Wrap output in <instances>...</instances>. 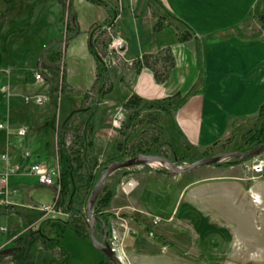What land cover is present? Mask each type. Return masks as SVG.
Here are the masks:
<instances>
[{
	"label": "rangeland",
	"instance_id": "obj_1",
	"mask_svg": "<svg viewBox=\"0 0 264 264\" xmlns=\"http://www.w3.org/2000/svg\"><path fill=\"white\" fill-rule=\"evenodd\" d=\"M35 1L32 6L26 2V7L34 8ZM52 1L49 10L52 13L49 14L47 12L49 2L41 0V9L48 14L46 23L49 26L48 37L42 45L43 55L37 60L35 57L28 60L29 56H25L26 78L20 82L24 86L31 85L32 88L22 90L17 102H12L16 97L11 94L9 84L6 82L1 84L0 81V120L6 124L0 128V151L9 152L8 154L12 151L7 140L11 139L12 117L15 116L13 124L17 136L15 141L21 150L18 153L20 158L14 164L23 166L20 171L8 175L7 191H0V197L6 196L9 202L0 203V241L3 243L7 241L8 245H11L13 237L19 234L22 228L25 226L24 229L36 228L44 217H71L72 222H76L82 232L68 225L59 231L57 236L60 245L67 251L64 264H112L88 237V220L85 214L87 197L110 159H125L138 153H159L173 159L176 153L177 159L173 160L179 165H185L201 156L227 150H242L257 144V140L264 136V129H261L262 119L258 117L257 112L246 126L232 131L226 137L215 138L205 144L193 141L179 125L176 112L177 105L183 101L187 93L175 91L169 95H144L137 91L134 82L140 69L147 67L156 82L164 83L173 68L172 54L165 58L162 48L161 54L160 50L151 53L152 56L149 57L151 67L138 64L141 55L126 56L123 48H120L123 39L114 34L105 21H95L91 23L89 29L92 43L90 49L94 48L101 63L100 65L95 56L96 70L92 85L83 90L73 89L66 79V65L74 66L75 70L67 72V77L76 80L88 77L90 71V56L84 58L81 55L79 39L78 45L69 53L68 43L79 29L77 17L74 16L75 7L81 15L83 25L104 14L105 8L95 3V0H74V4L73 0ZM148 1L156 19L153 26L148 25L150 22L145 21L143 16L147 12V0H138L137 6L143 5V10L137 24L139 36L136 37L132 30V44L129 42L132 52L137 50L138 44L149 46L152 43H159L166 36L174 35L173 24L178 40L196 41L191 31L177 27L175 19L158 0ZM247 1L197 0L195 7L202 11L209 9L210 12L222 17L213 23H220L223 20L228 23L241 15L242 6ZM100 2L103 3L104 0ZM72 16L73 23L70 22ZM156 21L159 23L157 26ZM246 22L253 30L264 31V0H258ZM195 24L198 31L202 32L203 46L215 39L214 33L208 32L213 25L210 27L201 23ZM182 33L184 39L180 37ZM115 39H120L119 45L114 44ZM197 41L202 46V42H199V39ZM37 42L39 41H34L35 44ZM27 45L26 41L25 46ZM73 58L81 61L83 65L77 64L76 61L73 63ZM37 72L40 73V77L36 76ZM104 74H109L108 77L113 79L111 80L113 90L110 88V92L101 90L109 84L107 81L104 84ZM89 89L92 90V95L96 93L98 107L90 116L78 114L82 108L85 109L84 106L88 108L91 100L92 102L94 100L87 98ZM42 92L46 94V99L39 102L37 96ZM78 95L86 97L88 102L84 101L82 105L76 103ZM137 96L147 102H158L159 106L141 107L142 102L137 100ZM170 97L179 100L167 103ZM129 99L135 103L128 104ZM69 109L74 111L72 115L65 112ZM66 119L70 120L64 128L65 144L74 149L80 146L86 161L85 165L78 169L80 179L76 180L80 185V193L75 198H78L81 204H76L77 210L72 212L66 208L65 203L58 206L55 204L60 168L62 163H65V159L61 160L57 152V132ZM21 128L24 129L22 133L19 131ZM24 149L30 151L29 156H25L22 151ZM21 154L24 158H21ZM261 154L264 157V152H261L240 161L229 157L219 163L209 164L217 166L238 163L237 176L244 178L242 185L237 182L223 184L222 179H207L206 168L212 166L184 171L185 199L188 195L186 192L193 186L203 197V202L180 201L177 208L181 213L179 218L170 214L173 198L169 184L153 177L157 170L169 169L163 162L139 163L114 170L104 180L103 189L98 196L100 200L93 204V211L106 220L105 223L102 218L106 225L108 241L123 251H121L123 264H264V166L261 171L254 168ZM36 162L47 163L58 170L52 184L39 183L38 175L26 169ZM204 167L206 171L202 170ZM198 169H201V172H198ZM149 170L154 173L149 176L147 185L152 182L156 189L151 188L157 192L147 186L139 193V186H136L134 178L139 172ZM239 178L236 180H240ZM130 180H134V185L127 190L124 185ZM205 181L209 182L204 183ZM187 183L191 185L187 186ZM229 191H232L231 194ZM154 192L158 195L155 196ZM67 197L68 194L65 198ZM105 199L107 202H104ZM41 204L48 205V208ZM38 215L41 216L39 221L29 224ZM98 224L101 223L97 220L96 234L101 239L103 229L97 228ZM43 225L49 233V224ZM220 227L223 230L219 229ZM36 246L32 250V256L41 262L44 251L39 242H36ZM11 251L8 249L7 253L10 254ZM47 254L59 259L63 256L57 245L47 250ZM3 262L11 264L13 259L5 256Z\"/></svg>",
	"mask_w": 264,
	"mask_h": 264
},
{
	"label": "crops",
	"instance_id": "obj_2",
	"mask_svg": "<svg viewBox=\"0 0 264 264\" xmlns=\"http://www.w3.org/2000/svg\"><path fill=\"white\" fill-rule=\"evenodd\" d=\"M34 1L0 0V81L1 84L5 82L9 84L11 94L16 97L12 102H17L22 90L32 88L31 85L24 86L20 82L26 78L24 72L27 68L25 56H29L28 60L32 57H35L36 60L40 59L43 55L42 45L48 37L49 26L46 23L48 14L41 9V0H36L35 7H32V9L26 7V2L32 6ZM47 1L49 2L47 12L51 14L52 11L49 10L53 1ZM100 1L95 3L101 4L105 8L103 9L104 14L85 25H83L81 15L75 7L74 16L77 17L79 29L68 43L69 53L78 45L77 39H79L81 55L84 58L90 56V71L88 77L85 76L81 80H76L67 77V72L75 70L74 66L69 67L68 64L66 65V79L73 89L83 90L90 88L92 85L96 70V58L90 49L92 43L89 29L91 23L105 21L108 22L114 34L123 39L124 47L122 50L126 56L136 57L143 53H155L165 47L170 49L174 64L164 83L159 84L156 82L151 70L147 67L140 69L134 82L136 88H138L137 91L144 95H169L175 91L187 93L183 101L177 105L176 112L179 125L193 141L205 144L215 138L226 137L232 131L242 128L244 125L246 126L256 116L260 106L264 103V31L253 30L250 24H246V18L254 9L258 0H248L242 6L241 11L243 10V12L239 11L241 15L234 17V20L228 23L226 20L213 23L214 20L222 17L210 12L209 9L204 11L197 9L195 7L197 0H159L171 17L182 20L190 27L196 41L190 39L178 40L176 28L173 24L174 35L166 36L159 43H152L149 46L138 44L135 52H132V47L129 48V42L132 44L133 31L136 37L139 36L137 24L143 5L138 7V0H104L103 3ZM148 2L147 0V12L143 16L145 21L150 22L148 25L153 26L156 17L151 12ZM195 23L213 25V28L210 26L211 29L208 32L214 33L215 36L213 37L215 39L203 46L202 32L198 31ZM198 39L199 42H202V46L198 44ZM26 41L28 42L27 46H25ZM34 41L39 42L35 44ZM72 60L73 63L76 61L77 64H82L81 61L75 58ZM106 76L104 84H106V81L109 84L106 88L102 87L101 90L110 92L111 89L113 90L111 87V80L113 79L108 77L109 74H106ZM188 91L190 92L188 93ZM94 94L92 95L91 89L88 90V100L90 98L94 100L93 102L91 100L88 108L84 106L85 109L78 114L83 113L90 116L98 107L96 93ZM82 96H76L78 98L76 103H79V105H82L84 101L85 103L88 102L87 98ZM31 99L33 100L32 97ZM70 110H65V112L72 115L74 111ZM12 118L11 139L7 140L12 151L8 155L11 162L15 163L16 161L17 163L21 148L18 147L15 141V137H17L15 135V125H13L15 124V116ZM22 151L25 156H29V150L24 149ZM2 152L3 150L0 151V154ZM21 158H24V155L21 154ZM238 165V163H231L229 165L212 166L205 164L201 166H212L206 168L208 170L205 176L207 179H222L223 184L225 182H237L242 185L244 178L237 176ZM201 166L195 168H201ZM202 170H205V167ZM151 171L139 172L135 176L134 179L136 180V186H139V193L145 190L147 186L150 190L156 189V186L151 182L152 179L149 180L151 184L147 185L149 176L154 173ZM198 172H201V169H198ZM156 173L153 176L154 178L169 184L168 187L173 198L170 214L172 213L173 217L179 218V215H181L180 209L177 210L180 201L203 202V197L193 186L186 192L188 195L185 199L186 181L183 176L185 172L172 173L169 169H159ZM238 178L240 180H236ZM208 182L205 181L204 183ZM6 183L7 178L3 182L0 181V191H7ZM188 184L187 186L191 185ZM133 185L134 180H130L124 187L129 190L128 188ZM157 190L159 189L157 188ZM156 192L153 193L155 196L158 195ZM231 192L229 191L230 194ZM40 217L38 215L29 224L38 222ZM6 243L8 242L3 243L0 241V248L5 246Z\"/></svg>",
	"mask_w": 264,
	"mask_h": 264
},
{
	"label": "trees",
	"instance_id": "obj_3",
	"mask_svg": "<svg viewBox=\"0 0 264 264\" xmlns=\"http://www.w3.org/2000/svg\"><path fill=\"white\" fill-rule=\"evenodd\" d=\"M95 1H98V0H95ZM150 1L152 2L153 0H150ZM70 20H71L70 22L73 23V21H74L73 16L70 18ZM175 21H176L177 27L186 28L188 31L192 32L190 27L186 23H184L182 20L175 19ZM155 24L157 26L159 24L158 21H156ZM180 37L183 38L184 34L182 33ZM91 49L94 52L96 58L99 60V64L101 65L99 56L95 52L94 48H91ZM163 51H164L165 56H166L165 58L171 56V51L168 47H165L163 49ZM159 53L161 54L162 50H160ZM155 55H157V53ZM151 56H152L151 53H143L141 55V58L138 59V61H137L138 64H145V65L151 67V62L149 61V57H151ZM155 60H156V58L153 59V61H155ZM103 71H104V68H103ZM154 75H156L155 72H154ZM156 77H157V75H156ZM137 100L138 101L140 100V102H142L141 103L142 105H140L141 107L143 105H145V106L146 105L147 106H154V105L159 106L157 104L158 102H155V101L147 102V101H145V99H143L141 97H138ZM178 100L177 99L174 100L173 97H170L169 100L167 101V103L171 104L172 102L174 103V101H178ZM127 101H128L127 103L130 105L135 103L131 99H129ZM154 103H156V104H154ZM77 110H80V109H77ZM82 110H83V108H82ZM258 117H260L262 119L261 120V122H262L261 129H264L263 128L264 127V103L259 108ZM69 120L70 119H66L62 123V125L60 126L59 131L57 132V139H58L57 140V152L59 153V158L61 160L65 159V163L64 164L62 163L61 168H60L61 170H60L59 180H58L59 189H58V194L55 195V204H57V206H58L62 203L63 204L65 203L66 208L68 210H70V212H72L75 209L77 210L76 204H79V203L81 204V201L78 198L77 199L75 198V196H77V194L79 195V193H80L79 192V186L80 185H79V183H77L76 180L80 179V173L78 172V169L80 167H82L83 165H85L86 161L83 157V149H81L80 146L78 147V149H74L70 145L67 146L65 144L63 134H64L65 124ZM249 131H251V130H249ZM262 140H264V136L262 138L258 139L256 143H258ZM75 151H77V152L74 153ZM151 152H155V151L151 150ZM231 158L235 161L237 160L235 157H231ZM173 159H177L176 153H174ZM242 159H245V158H242ZM242 159H240V160H242ZM240 160H238V161H240ZM217 163H219V162H217ZM88 179H90V177H88ZM80 181H82V180H80ZM102 189H103V185L101 186L99 194L101 193ZM67 194H68V197L66 199L65 197ZM99 194H98V196H99ZM98 196H97V199L95 200L94 204H96L100 200ZM105 200L106 201H104V202H107V199H105ZM103 220L106 223V220L104 218H103ZM44 223L49 224V226H50L49 227V233L44 229V225H43ZM67 225L72 226L73 228H75L78 231H81L79 225L76 222H72L71 217L70 218L69 217L61 218V217H52V216L42 218L39 221V225L36 228L31 227L29 229H22V231L17 230V231H20V233L13 237V243L11 245H8V243H6L5 246L0 248V264H6L5 262H3V258L5 256H10L13 259V263H11V264H64V262L67 258V251L60 245L59 238L57 235H58L59 231H61ZM102 227L103 226L101 224H98L97 228H99L101 230ZM219 229H222V228L220 227ZM36 242H39L41 244L43 251H44L41 262L36 261L32 256V250H34L37 247ZM54 245H57L59 247L60 253L63 255L62 258L59 259L53 255L50 257V254L49 255L47 254V250L53 248ZM8 249L12 250L10 254L7 253Z\"/></svg>",
	"mask_w": 264,
	"mask_h": 264
},
{
	"label": "water",
	"instance_id": "obj_4",
	"mask_svg": "<svg viewBox=\"0 0 264 264\" xmlns=\"http://www.w3.org/2000/svg\"><path fill=\"white\" fill-rule=\"evenodd\" d=\"M123 47L124 44L122 43L120 45V48ZM105 76L106 75L104 74L103 81L105 79ZM263 151L264 141H261L260 143H257L242 150H227L217 154L201 156L199 158L189 161L185 165H179L175 160L171 159L170 157L164 154L159 153H138L125 159H110L105 165L103 171L98 176L86 200L85 214L88 220L89 238L92 244L97 249L102 251L104 255L111 261L112 264H123L122 260L118 257V255L116 254V252L111 247L108 241L104 221L93 211V204L97 199V196L99 194L101 186L103 185L104 180L114 170L139 163L149 164L150 162H163L172 173H181L204 164L221 162L222 160L229 157H235L237 160H240L242 158L251 157ZM97 220L100 221L103 226L101 239H99L96 234L95 224Z\"/></svg>",
	"mask_w": 264,
	"mask_h": 264
},
{
	"label": "built area",
	"instance_id": "obj_5",
	"mask_svg": "<svg viewBox=\"0 0 264 264\" xmlns=\"http://www.w3.org/2000/svg\"><path fill=\"white\" fill-rule=\"evenodd\" d=\"M120 43V39H115L114 40V44L119 45ZM37 77H40V73L37 72L36 73ZM43 99H46V94L44 92L38 94L37 96V100L39 102H41ZM4 122H2L0 120V128L4 127ZM20 133H22L24 131L23 128H21ZM264 152V151H263ZM1 158V163H0V181H4L9 174L14 173V172H18L22 169L23 166L19 165V164H14L10 161L9 155L7 152H2L0 155ZM264 157L259 156L258 157V161H256V163L254 164V168L256 170H263V166H264ZM28 171L36 173L38 175V181L41 184H45V185H49L52 184L54 182V176L58 175V170L56 168L50 167L47 163H41V162H36L33 165L29 166L28 168H26ZM58 186V185H57ZM3 202H7V198L6 196L0 197V203ZM41 206H43L44 208H48V205H43L41 204ZM110 245H111V241H109ZM113 249H117V246H111Z\"/></svg>",
	"mask_w": 264,
	"mask_h": 264
},
{
	"label": "bare ground",
	"instance_id": "obj_6",
	"mask_svg": "<svg viewBox=\"0 0 264 264\" xmlns=\"http://www.w3.org/2000/svg\"><path fill=\"white\" fill-rule=\"evenodd\" d=\"M152 163H156V162H152ZM111 246H112V242H111ZM114 246V245H113ZM114 251L116 252V251H118V253L116 252V254L118 255V257L121 259V255H120V253H121V248H117V249H114ZM123 252V251H122ZM122 260V259H121Z\"/></svg>",
	"mask_w": 264,
	"mask_h": 264
},
{
	"label": "flooded vegetation",
	"instance_id": "obj_7",
	"mask_svg": "<svg viewBox=\"0 0 264 264\" xmlns=\"http://www.w3.org/2000/svg\"><path fill=\"white\" fill-rule=\"evenodd\" d=\"M102 229H103V227H102ZM105 229H106V225H105ZM107 238H108V235H107Z\"/></svg>",
	"mask_w": 264,
	"mask_h": 264
}]
</instances>
